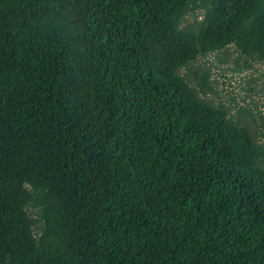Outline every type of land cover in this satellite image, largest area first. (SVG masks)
Masks as SVG:
<instances>
[{
    "label": "trees",
    "instance_id": "obj_1",
    "mask_svg": "<svg viewBox=\"0 0 264 264\" xmlns=\"http://www.w3.org/2000/svg\"><path fill=\"white\" fill-rule=\"evenodd\" d=\"M228 46L264 0H0V264H264L256 120L178 74Z\"/></svg>",
    "mask_w": 264,
    "mask_h": 264
},
{
    "label": "rangeland",
    "instance_id": "obj_2",
    "mask_svg": "<svg viewBox=\"0 0 264 264\" xmlns=\"http://www.w3.org/2000/svg\"><path fill=\"white\" fill-rule=\"evenodd\" d=\"M197 3H200L198 1ZM202 10L190 11L181 27L196 28L202 19ZM186 83L214 106L224 107L236 116L245 110L244 118H255L264 142V63L246 59L233 47L200 56L178 70ZM36 217L35 210H29Z\"/></svg>",
    "mask_w": 264,
    "mask_h": 264
}]
</instances>
